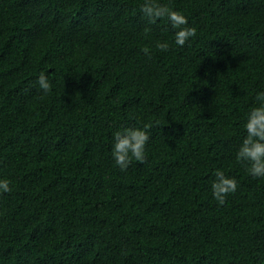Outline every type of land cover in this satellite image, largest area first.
Returning <instances> with one entry per match:
<instances>
[{"label":"trees","instance_id":"trees-1","mask_svg":"<svg viewBox=\"0 0 264 264\" xmlns=\"http://www.w3.org/2000/svg\"><path fill=\"white\" fill-rule=\"evenodd\" d=\"M144 2L0 0V264H264V178L236 159L264 0H159L196 29L184 47ZM145 126L121 171L113 134ZM217 170L238 184L222 206Z\"/></svg>","mask_w":264,"mask_h":264},{"label":"clouds","instance_id":"clouds-1","mask_svg":"<svg viewBox=\"0 0 264 264\" xmlns=\"http://www.w3.org/2000/svg\"><path fill=\"white\" fill-rule=\"evenodd\" d=\"M140 13L150 25L160 20H167L174 30L175 44L179 47H184L197 34L194 27L188 26L185 16L166 4L160 3L159 0H145L140 6ZM150 30L146 27L144 32L148 33ZM156 48L164 52L168 51L169 45L167 42L157 41ZM141 51L150 57L149 48L144 47ZM36 84L44 94L51 92L52 85L43 73L39 75ZM255 100L259 106L253 107L247 115L244 125L246 136L236 152V159L245 165L250 176L264 178V92L257 93ZM113 138L111 154L121 171H126L133 160L140 163L145 162V149L149 141L147 126L144 129L127 128L123 131H116ZM214 177L211 184L212 195L217 204L222 206L227 196L236 192L238 184L234 178L227 177L223 170H217ZM11 191L10 181L0 180V193Z\"/></svg>","mask_w":264,"mask_h":264}]
</instances>
